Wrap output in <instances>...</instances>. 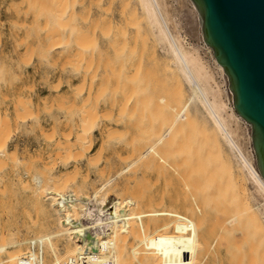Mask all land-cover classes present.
<instances>
[{
  "label": "rangeland",
  "instance_id": "obj_1",
  "mask_svg": "<svg viewBox=\"0 0 264 264\" xmlns=\"http://www.w3.org/2000/svg\"><path fill=\"white\" fill-rule=\"evenodd\" d=\"M137 12L133 0H0V153L2 154H0V264H73L70 260V250L66 247L71 233L65 236L66 231L63 230V226L66 222L59 214L58 206L56 207L55 197L60 195L58 192H72L75 188L74 193L84 192L91 196L94 191L92 187L99 183L101 176L104 178L115 173L128 162L127 160L131 161L132 155L143 150L149 141L142 139L144 136L142 131L145 133L151 128L158 130L163 126L164 108L173 104L178 107L185 99V92L181 89L177 90L181 86L174 82L177 80L174 77L173 80L172 75L167 71L166 61L159 54L147 29H143L144 23ZM196 22L198 23L197 19L194 23ZM105 30L108 31L106 35ZM178 93L180 96L184 93V97L177 96ZM103 115H105L104 118ZM86 117H89V120H86ZM187 119L195 122L192 116L186 118V121ZM137 124H141L142 131H139L141 128L136 126ZM188 124L183 130L185 136L183 134L179 139V141L184 139V144L180 142L178 143L180 145L177 144L178 146L174 148L157 150L155 158L157 157L158 161L154 158V162L146 163L145 168L142 165H139V168L134 167V164L132 169L121 176V178L128 174L131 176L133 169L136 168L134 170L137 171L138 179L135 183L134 180L131 182L134 191L129 190V193L128 189L127 191L124 189L120 194L123 197L135 195L133 196L135 198L136 193H140L138 195L144 199L147 198V202L150 199V203L159 204L160 202L161 204L162 202L161 206L157 207L165 211L161 210L156 217H153L155 220L152 224L167 223V217L171 218L172 214L167 213L169 211L166 210V204L169 201L168 204L172 205L173 192L170 191V184L161 172L168 168V164L172 162L170 158L172 159L176 152L179 162L185 156L184 163H187V166L188 163L189 165L192 163L191 165L195 168L193 169L196 171L194 174L197 178L193 176L196 180H191V183L195 181L197 186L194 184L191 186V183L188 184L187 181L186 185L189 186L186 187L182 182L183 186L179 187L182 191L178 190L180 206L176 217L180 225L193 227L198 238L200 237L199 241H203V249H200L202 251L200 253L197 251V254L201 255H195L197 264H227L226 247L232 240V235L235 236V240L237 239V245H241L243 241L240 232L231 231L232 226L226 222L227 216L236 214L240 210L239 206L243 204L241 187H236L235 184L233 188L234 182L231 176L234 175L232 178L236 179L235 169L231 168L232 172L229 171L230 168H227L226 163H224V169L221 164L224 162V156L221 154V157L216 148L215 151L209 145L205 134L197 124ZM84 127L87 131L85 134L82 133ZM137 131L141 133L137 134ZM81 134L84 135L80 136ZM187 142H189L188 146L193 143L190 150L187 149ZM138 145L139 149H136ZM188 158L194 162H189ZM167 160L169 163L166 162ZM201 161H203L202 164ZM156 162L161 166L156 167ZM184 163L180 162L181 167H184L183 170L188 169ZM205 163L206 166L203 165ZM220 164L223 169L220 168ZM201 166L203 167L200 168ZM141 167L144 170H141ZM198 167L199 169H196ZM203 168H206V171H202ZM226 168L229 173L226 172ZM187 169L184 170L185 173ZM209 173L212 174L208 176ZM227 175L230 176L229 179ZM32 176L39 177L41 183L33 182ZM70 177H73V180ZM185 178L186 176L182 179L186 181ZM230 179L233 183L229 181ZM118 180L119 178L116 179ZM63 182L67 183L63 185L65 188L62 186ZM188 187L192 190L188 191ZM54 188V193L50 192ZM119 188L122 187L119 186ZM229 189L232 191L231 195ZM169 191L171 195L168 194ZM185 191L192 192L193 195ZM146 194H148L147 197H145ZM160 194L161 197H159ZM139 196L136 198L139 199ZM237 196L240 198H236ZM238 199H241V203ZM235 200L239 201V206ZM231 204L235 206V210L237 206L238 209L235 211L234 207H230ZM191 205L190 210L188 208ZM188 212H192L191 216ZM247 216L248 214H244L243 218L246 220ZM250 217L253 218L252 223ZM170 218L167 220L168 223ZM247 220L244 223L241 222L243 224L241 228L245 233L243 243L245 248H248L250 244L252 248L253 245V249L250 248V250L253 253L252 256L256 257L264 253L262 248L264 242L261 245L264 241L262 240L264 225L261 220L250 214ZM71 223L76 232L74 239L79 242L83 239L79 224L75 221ZM254 233L256 235H253ZM179 239L176 235V242L174 240L172 245H160L162 249L159 245L153 249L150 248L153 251L150 250L152 253L148 251L149 254L146 255L148 260L144 264H165V260L169 259L172 264H186L188 254L183 243L185 238L181 236ZM206 239L208 241L205 244ZM208 244L209 248L205 246ZM170 247H173L172 251L176 250L173 255ZM181 253L185 255L182 256ZM162 256L163 259L165 258L164 261ZM173 256L176 258L174 259ZM169 261L168 263L171 264Z\"/></svg>",
  "mask_w": 264,
  "mask_h": 264
},
{
  "label": "bare ground",
  "instance_id": "obj_2",
  "mask_svg": "<svg viewBox=\"0 0 264 264\" xmlns=\"http://www.w3.org/2000/svg\"><path fill=\"white\" fill-rule=\"evenodd\" d=\"M133 2H134L135 6L138 10L137 13H139V15L141 17L140 19L143 21V22L142 21L141 22L144 23L145 27L143 29H145V28L147 29L151 39L154 41V44H156V46H157L156 48L159 51V54H161V56L166 61L165 63H166L167 69H168L167 71L169 72V74L172 75V79L174 77L177 80V81H175L173 79L174 82L179 83V86H181L177 90L181 89V91L182 92L184 91L186 95H185V99H183V102L182 103L179 102L180 106H178V107L174 106V104L173 105L169 104L170 106H168V104H166L168 106V108H166V107L164 108L165 109L164 110L165 114L163 116L164 122L161 121V122H163V126L161 125L162 127L159 128L158 130L152 129L150 127L151 129H149V130L147 129L145 131V133H143V131H142L143 127L140 126L141 124L136 125L139 128H141V129H139V131H142V134H144L142 139L143 140L146 139L149 142L143 147V150H139L137 153L132 155L133 156L132 158L129 157V159L131 158V161L127 160L128 162L124 163L125 165L120 167V169H118L115 173L107 175L106 177L104 176V178L101 176L99 183L97 185H95V187L94 186L92 187V189H94V191L92 190L93 193L91 196H89L87 193H84L82 191H81L82 193H77V194L74 193L75 188H73V186H72V188H73L72 190L74 192L68 191L65 193L64 192L61 193V192H58V190H57V192L60 193V195H57V197H55V201L57 204L56 207L58 206V212L61 215V217L63 218V220L66 222V224H64V226H63L64 227L63 230L66 231V233L64 232L65 236L68 235L69 233H71V236L68 238V242H67L68 245L66 246L67 249L70 250L69 251L70 257H71L70 260H72L73 264H144V262L148 260V259H146V255L149 254L148 251L151 250L150 248L153 249L155 246L159 245V247L162 249V246H160V245H164V244H166L167 246L169 244L172 245L173 241L176 239V235H178L180 239H181V236H183L185 238V242H183V243H185L184 245L187 249L186 253L188 254L187 259H186V264H197L196 259H195V257H196L195 255L197 254V251L199 253H200V251H202L200 249H203V247H202L203 241L202 242H200L201 240L199 241L200 237L198 238V235L195 233V230L193 227L180 225L178 217H176L177 213H178V208L180 206L179 191L178 190L180 189V191H182L181 188H179V187H180V185H182V182H184L183 184L186 187L189 186L188 184H190L191 180L193 181V179H194L193 176L196 177L195 176L196 171L194 170L195 169L194 166L191 165L192 163L190 165L188 163V166H187V163H184V161H185L184 154H183L184 157H182V159H180V162L184 163V166L186 164V167H188L189 172H188V169L185 167L187 169V172L185 173L186 169H184L185 171L183 170L184 167H181V165H180L179 156H178L177 152L175 153L174 151L173 152L175 153V156L173 155V158L172 159L170 158V161L172 160L171 164L169 163L168 160L166 161L171 166H169V164H168V168H167L166 166H164V163H163V166L166 167L167 169L165 168L164 169L165 171L161 172L162 174L164 173V176H165L164 178L167 179L168 183L170 184V191L172 190V192H173V193L171 192L172 193V197H171L172 200L171 201L173 202L172 205L168 204L169 201L167 202L168 205L166 204L167 207L164 204L163 205L167 208V209L166 208L165 209L169 211V212H167L169 215L172 214V217H173V215H175L173 217L174 219H172V217L171 218L167 217V215H166V217H167L166 222L167 223L163 222L162 225H158L156 223H153V224H155V226H154L152 224V221L154 222L155 218L153 220V217H156L160 213L161 210H164V209L160 210L157 207L158 205L161 206L162 202H161V204H160V202H159V204H155V202L154 203L151 202L152 203L151 204L150 203L151 199L148 198V200L149 199L150 200H149V202H147L146 201L147 198L144 199L142 196L138 195L140 193H136V195L139 196L140 198L142 197L141 199L140 198L137 199L136 198L137 196L135 198H133V196H135V195H132V196L126 195L127 197H123V196H121L122 194H120V192L124 191V189H126V191L128 189V192H129V190H132V187H133V185L131 186L132 180H134V183H135V180L138 179V177L136 175L137 171L134 170L136 168L133 169L131 176H129L130 174H128L127 175L128 177L123 176L121 178V176L126 171L128 172L129 169H132L131 167L134 166V164H135L134 167H138V168H139V165H142V167H144V168L147 167L146 163H150L153 161V159L155 158V153L157 152V150H160L162 148H168V147L174 148V146L180 145V144H178L180 142L184 144L185 143L184 139H182L183 142H182V140L179 141V139H181L180 137H182V135L184 134L183 130H184L186 124H188V123L194 124L195 123L202 130V132L205 134L209 145H211V147H213L214 150L216 148V150L219 152L220 156H221V154L224 156V162L221 163V164H223V167H224V163H226L228 165L227 168L228 167L230 168L229 171H231V168L235 169L236 179L234 180V178H232V177H234V175H233V176H231V179H233L234 183L231 181V179L229 181L233 183V184L231 183L233 185V188H234V185L236 184V187L237 186H239V188L241 187V191H242L241 192V195H242L241 199L243 200V202H242L243 204H241L239 206L238 202L240 201V203H241V199L240 200L238 199L239 201L235 200V201H237L238 206H239L241 211L238 210V212L236 214H232V215L227 216L226 222L230 226H232L231 231L233 230L234 233H236L237 231L240 232V235L242 236L243 241H242L241 245H239V244L237 245L236 244L237 239L235 240V236L232 235V237H231L232 240L230 242H228V246L226 247V250H227L226 251V262H227V264H264V253H261V255H259L258 254L259 252L257 251L258 252L257 254L259 256L253 257L252 256L253 253L251 252V250L253 249V245L251 248V244L249 243L250 244L249 247L245 248V245L243 243L245 241V233H244V229L241 228V225H243V224H241V222L244 223V221H246L247 218L249 217V214L257 217L259 220H261V222L264 225V179L261 177V175L257 169V166H256L255 155H254V152H253V149L251 146L250 125L243 118H241L235 112V110L233 108L232 93L228 89L227 76L223 72L222 67L215 61L211 48L204 43V41L201 37V34H200L199 23H197V22L194 23L196 21V19L198 20L197 10L194 8V5H192L191 0H133ZM99 19H101V18H99ZM111 27H113V26H111ZM98 29H99V27H98ZM106 30L104 31V34L106 32H108ZM109 31H112V30H109ZM185 36L189 37V39H187ZM108 38H106V39L108 40ZM99 40L101 41V39H99ZM103 40H104V38H103ZM107 40H105V41H107ZM110 44H111V42H110ZM110 44H108V46ZM112 45H113V43H112ZM101 50H102V48H101ZM105 50H107V49H105ZM105 58H107V57H105ZM104 69L105 68H103V71H105ZM183 94H181V96H180L178 93L177 96H179V97L183 96L184 97ZM179 97H178V99H179ZM103 101H104V99H103ZM161 101L162 100L160 99V102ZM163 101L165 102L164 99H163ZM177 103H178V101H177ZM159 114H160V111H159ZM161 114H163V113H161ZM107 116L108 115H106V117ZM182 116H184V117H182ZM189 116H192L195 119V122H192L194 120L190 121L191 118L189 120L190 122L188 121V119L186 121V118H189ZM104 117H105V115H103V118ZM88 118L89 117H86V120ZM147 118H148V116H147ZM90 120H91V118H90ZM154 122H156V120ZM85 123H86V121H85ZM90 123H91V121H90ZM160 124H158V125H160ZM158 127L159 126H157V128ZM194 128H195V125H194ZM84 129H85V127H84ZM84 129H82V133L84 132V134H85L87 131H86V129H85V131H83ZM199 132L201 133V131H199ZM136 133L140 134L141 132L137 131ZM56 134H57V132H56ZM84 134H81L80 136H83ZM204 134L202 136H204ZM184 136H185V134H184ZM139 137H141V136H139ZM122 138H124V137H122ZM136 138H137V136H136ZM85 139H86V137H85ZM78 140H79V138H78ZM189 140H191V138ZM189 142H187L188 144L186 143L187 146L189 145ZM129 144H130V141H129ZM138 144L140 145V143H138ZM139 145L137 148H136V146L134 148L139 149ZM191 145H193V143L190 144V146ZM202 145H203V143H202ZM190 146H188L187 149L190 150ZM169 150H170V148H169ZM189 150L188 151L186 150V151L189 152ZM194 150H196V149H194ZM176 151H177V149H176ZM186 151H184V152H186ZM133 152H135V150ZM197 152H199V151H197ZM194 153H196V152H194ZM162 154H163V152H162ZM185 154L187 155V153H185ZM197 154H194V155H197ZM187 157H188V155H187ZM204 157H206V156H204ZM156 158H155V161L156 160L158 161V158L157 159ZM160 159L161 158H159V160ZM14 160H16V159H14ZM161 161L165 162L164 160H161ZM188 161L194 162V161H192V159L191 160L189 159ZM202 162L203 161H201V164H202ZM92 164H93V162H92ZM152 164H154V163H152ZM199 164H200V162H199ZM221 164L219 166H220V168L223 169V167H221ZM155 165H156V167L161 166L159 164L157 165V162ZM203 165L206 166V163ZM142 167H141V170H144V168H142ZM202 167L203 166H201L200 168H202ZM153 168L155 169V166ZM227 168H226V172H228ZM196 169H199V167ZM205 169L206 168H203L202 171ZM224 169H225V167H224ZM197 171H199V170H197ZM209 172H210V170H209ZM144 173H145V171H144ZM144 173H141V174H144ZM147 173H150V172H147ZM156 173H158V172H156ZM161 173H159V175H162ZM214 173H213V175H214ZM210 174H212V173H209L208 176H210ZM184 176H186V178H185L186 181H184L182 179V178H184ZM214 177H215V175H214ZM228 177L230 178V176L227 175V178ZM50 178H52V177H50ZM70 178H72V180H73V177H70ZM118 178H119V180L116 181V179H118ZM142 178H141V180H142ZM200 178L202 179V176ZM204 178H205V176H204ZM39 179H40L39 177L37 178L35 176H32V180H34L33 182H35L36 184L41 183ZM143 180H144V178H143ZM194 180H196V179H194ZM163 181H164V179H163ZM186 182L188 183L187 185H186ZM65 183L66 182H63L62 186ZM195 183H196L195 181H194V183L192 182L191 186H192V184H194V185L197 184V183L196 184ZM121 184H123V185H121ZM145 185H146V183H145ZM166 185H167V183H166ZM64 186H63V188H65ZM119 186H121L122 188H119ZM171 187H172V189H171ZM224 187H226V186H224ZM229 187L230 186L228 184V188ZM63 188H60V189L63 190ZM182 188H184V190H187V188H185V187H182ZM212 188H214V187L212 186ZM216 189H219V188H216ZM230 189H229V191H230ZM29 190H31V189H29ZM65 190H68V189H65ZM136 190H137V188L135 189V192H136ZM145 190L148 191V189H145ZM191 190H192V188H189L188 191H191ZM234 190H236V188ZM52 191L54 193L55 188L52 189L50 192H52ZM77 191L80 192L78 190V188H77ZM132 191H134V190H132ZM170 191L168 192V194L170 193ZM204 191H206V190H204ZM225 191L227 192L228 190L226 189ZM135 192H133V193L135 194ZM185 192H187V191H185ZM231 192L232 191H230V193H229L230 195L232 194ZM33 193H32V195H33ZM123 193L125 195V192H123ZM187 193L191 194V196L193 195L192 192L191 193L187 192ZM212 193H214V192H212ZM161 194L159 197H161ZM195 194L196 193L194 192V195ZM207 194H209V193H207ZM217 194L221 195L222 193L221 194L217 193ZM54 195L56 196V194H54ZM147 195L148 194H146L145 197H147ZM169 195H171V194H169ZM188 195H186V196L188 197ZM143 196H144V193H143ZM193 197H192V200H194ZM219 197L221 198V196H219ZM236 198H240V197L237 196ZM221 199H223V198H221ZM234 199H235V197H234ZM219 202L220 201H218V203ZM53 203H54V201H53ZM156 203H158V202H156ZM237 203L236 204L233 203V204L237 205ZM226 204H229V203H226ZM48 205H50V204H48ZM153 205L154 206L156 205V207H154ZM210 205H211V203H210ZM231 205H230V207H234V210H235V206H233V205L231 206ZM238 206H237L236 210L238 209ZM168 207H170V209H168ZM191 207H192V205L188 209L191 210L192 209ZM30 208H31V206H30ZM188 209H187V211H188ZM47 210L49 211V209H47ZM45 212L47 213V211H45ZM192 212H193V210H192ZM192 212L191 213L188 212L190 214V216H191ZM162 213L163 212H161V214ZM226 213H228V212H226ZM50 214H51V212H50ZM244 214H246V215L248 214L246 220L243 218ZM241 216H242V218H241ZM61 217H59V218H61ZM55 218H57V216ZM169 218H170V220L168 223L167 220ZM249 219H251L250 221L252 223L253 218L250 217ZM71 221H75L79 224V227H80L79 230L81 231L82 238H83L79 242L75 241V239H74V234H76V232L74 231L75 227H73L71 225L72 224ZM53 222H54V220H53ZM62 224L63 223H61V225ZM247 225H248V223H247ZM255 225L256 224H254V226ZM195 226H196V224H195ZM252 226H253V224H252ZM196 227H195V229H196ZM260 228H261V230H263L261 225H260ZM260 228H258V229H260ZM251 229H252V227H251ZM59 231H60V229H59ZM262 234H264V233L262 232ZM56 235H57V233H56ZM253 235H256V233H254ZM262 238H264V237H262ZM10 240L11 239H9V241ZM30 240H32V239H30ZM202 240H205V239H202ZM262 240H264V239H262ZM207 241L208 240L206 239L205 244L207 243ZM58 242H59V240H58ZM58 242H57V244H58ZM175 242H176V240H175ZM263 242L264 241L261 242L262 243L261 245H263ZM52 243H54V242L52 241ZM175 245L176 244H174V246ZM184 245H183V247H184ZM50 246H52V245H50ZM205 246H208V248H209V244L205 245ZM259 246L260 245H258V247ZM159 247H157V249ZM185 247H184V249H185ZM171 248H173V247H170L169 249H171ZM250 248H251V250H250ZM262 248L264 249V245L262 246ZM262 248H259V250L261 249L263 251ZM50 250H52V249H50ZM163 250H161V251H163ZM182 250H183V248H182ZM254 250H255V248H254ZM151 251H153V250H151ZM151 251H150V253H152ZM156 251L157 250H155V252ZM179 251H180V249H179ZM171 252H172L171 254L173 255V252H176V250L173 249V251H172V249H171ZM16 253H17V251L15 252V254ZM169 253H170V251L167 254L169 255ZM15 254H14V256H16ZM8 255H10V254H8ZM68 255H69V253H68ZM178 255H180L179 252H178ZM181 255H182V253H181ZM184 255H185V253H184ZM184 255H182V256H184ZM198 255H201V254H197V256ZM163 256H162V259H163ZM11 257H9V258H11ZM173 258L175 259L176 257L173 256ZM60 260H61V258H60ZM164 260H165V258L163 259V261ZM169 260H165L166 261L165 264L166 263L169 264L168 263ZM199 261H197V262H199ZM169 262L172 264L171 260ZM184 262H185V260H184Z\"/></svg>",
  "mask_w": 264,
  "mask_h": 264
},
{
  "label": "water",
  "instance_id": "obj_3",
  "mask_svg": "<svg viewBox=\"0 0 264 264\" xmlns=\"http://www.w3.org/2000/svg\"><path fill=\"white\" fill-rule=\"evenodd\" d=\"M200 34L227 76L235 112L250 125L264 179V0H191Z\"/></svg>",
  "mask_w": 264,
  "mask_h": 264
}]
</instances>
